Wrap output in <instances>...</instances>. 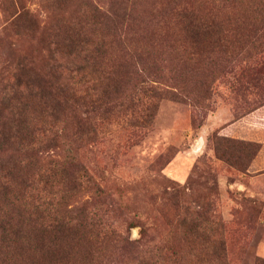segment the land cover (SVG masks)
<instances>
[{"label":"rangeland","instance_id":"obj_1","mask_svg":"<svg viewBox=\"0 0 264 264\" xmlns=\"http://www.w3.org/2000/svg\"><path fill=\"white\" fill-rule=\"evenodd\" d=\"M12 1L0 0V56L9 63L22 56L41 59L59 27L77 21L78 11L88 6L86 0H17L18 6L35 16L28 17L37 24L23 20L14 30L9 27L14 14ZM89 1L99 4L98 0ZM100 2L108 7L112 0ZM186 2L212 29L194 39L184 38L180 34L184 23L179 24L175 29L177 43L173 44L180 47L193 40L201 47L166 51L164 46L171 41L161 38L154 50L139 52L144 65L136 63L135 58L130 70L123 71V97L115 104L108 126L99 130L93 141L74 150L104 191V198L97 199L90 188H76L69 209L75 207L76 215L81 216L86 202L93 211L99 201L113 204L118 210L106 216L107 224L123 239L140 240L142 229L157 245L169 238L184 264L195 261L192 247L181 235L189 229L185 218L204 213L206 219H215V224L204 222L197 227L215 238L209 242L213 250L204 255L198 251L200 258L207 264H220L224 258L229 264H256L264 260V167L251 170V166L264 157L263 148L255 149L239 166L221 158L216 147L227 126L226 135L239 146L264 147V51L259 48L264 45V0ZM151 11L152 2H138L130 34H143L148 22L154 20ZM217 29L221 31L217 33ZM3 61L0 93L2 78L9 74L2 70ZM262 64V74H257ZM137 88L143 89L140 96L149 105V118L134 125L127 105ZM119 104L123 105L121 109ZM251 114L257 133L237 137L238 127L233 123L242 119V126L249 128L251 123L246 118ZM55 152L61 160L68 151L57 148ZM49 165L43 162L33 166L34 180L41 182L39 173L53 167ZM57 173L61 177V171ZM57 185L61 190L64 187ZM220 239L225 242V257L219 250ZM82 245L89 248L91 242L88 239ZM102 247L105 252L98 264H124L129 260V253L113 249L114 245ZM165 259L164 255L154 263L165 264Z\"/></svg>","mask_w":264,"mask_h":264},{"label":"trees","instance_id":"obj_2","mask_svg":"<svg viewBox=\"0 0 264 264\" xmlns=\"http://www.w3.org/2000/svg\"><path fill=\"white\" fill-rule=\"evenodd\" d=\"M86 1L87 9L78 11L80 18L65 23L52 35L41 59L22 56L9 63L0 56L4 60L2 70L9 72L2 78L4 87L0 93V264H98L105 252L103 245H114L113 249L129 253L124 264H155L164 255L165 264H184L169 238L157 245L142 229L140 240L123 239L117 229L107 224L106 216L118 210L113 204L99 201L93 211L86 202L81 216L76 215L75 207L69 209L76 188H90L97 199L104 198V191L95 184L74 150L93 141L99 130L108 126L115 104L123 97V71L130 70L135 58L136 63L144 65L145 59L139 52L154 50L161 38L171 41L164 46L166 51L197 49L201 46L193 40L176 47L175 29L184 23L180 34L194 39L211 30L212 25L197 16L186 0H147L152 2L154 20L144 27L143 34L134 35L130 34V22L133 9L141 0H112L108 7L100 4L103 0H98L99 4ZM12 2L10 28L17 30L23 20L37 24L28 17L35 18L33 14L18 6L17 0ZM259 48L264 51V45ZM259 66L257 74H262L263 64ZM142 92V88H137L127 105L134 125L149 118V105L141 98ZM252 118V114L246 118L251 123L249 128L242 126V119L233 123L238 127L237 137L257 133ZM226 131L228 126L222 130L216 153L228 163L242 166L243 159L250 158L257 148H263L264 155L263 146H239L228 138ZM57 148L68 151L61 160L56 155ZM43 162L53 167L39 173L41 182H37L31 169ZM261 167L264 157L256 165L253 163L251 170ZM71 169L76 172L70 174ZM57 182L64 186L62 190ZM46 191L49 197L44 196ZM212 220L200 212L192 219L185 218L189 229L181 235L192 247L190 252L195 260L189 264H207L197 254L213 250L209 242H214L215 237L197 225L215 224ZM88 239L91 247L84 248L82 242ZM219 243L221 256L225 257V242L220 239ZM220 264L229 263L224 258ZM256 264H264V260L259 259Z\"/></svg>","mask_w":264,"mask_h":264}]
</instances>
